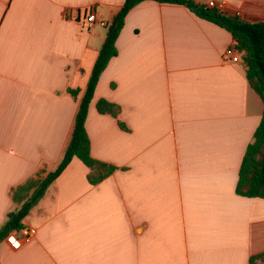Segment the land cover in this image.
<instances>
[{
	"label": "crops",
	"instance_id": "1",
	"mask_svg": "<svg viewBox=\"0 0 264 264\" xmlns=\"http://www.w3.org/2000/svg\"><path fill=\"white\" fill-rule=\"evenodd\" d=\"M194 1L264 21V0ZM123 3L0 0V227L11 190L61 162ZM234 44L185 6L132 8L85 120L90 156L115 171L91 185L73 158L23 219L32 235L0 242V264H248L264 252V199L235 192L263 102L243 60L223 56ZM101 99L116 117L97 111Z\"/></svg>",
	"mask_w": 264,
	"mask_h": 264
},
{
	"label": "trees",
	"instance_id": "2",
	"mask_svg": "<svg viewBox=\"0 0 264 264\" xmlns=\"http://www.w3.org/2000/svg\"><path fill=\"white\" fill-rule=\"evenodd\" d=\"M143 1L147 0H124L122 8L108 24L105 41L93 66L84 95L80 100L72 136L63 158L58 167L45 177L29 178L11 190V198L16 208L7 214L4 224L0 227V242L23 228V219L73 158H77L88 168L87 179L91 185L100 183L115 171L114 166L95 160L90 156L85 120L99 77L109 60L117 54L115 41L124 25L125 16ZM149 1L185 6L200 19L211 22L229 32L235 47L243 53L242 60L245 65L246 80L250 88L262 100L263 112L252 141L248 144L241 161L235 192L237 195L246 198L264 199V21L245 22L238 16H229L215 9H209L194 0ZM67 91L76 98L78 90L68 89ZM96 108L101 114H111L114 117L118 114V109L114 104L102 99L97 102ZM119 126L124 128L121 123ZM248 264H264V252L250 256Z\"/></svg>",
	"mask_w": 264,
	"mask_h": 264
},
{
	"label": "built area",
	"instance_id": "3",
	"mask_svg": "<svg viewBox=\"0 0 264 264\" xmlns=\"http://www.w3.org/2000/svg\"><path fill=\"white\" fill-rule=\"evenodd\" d=\"M205 6L209 9H215L220 13H224L223 12V4L222 3H217L215 1H210L207 4H205ZM85 24L90 27L92 26L95 22H96V18L95 15L92 12H89L88 14H86L85 18H84ZM101 25L103 24L102 22H99ZM224 58L227 61H230L232 63H238L242 60V56L243 53H241L239 50H237V48L235 47V45L229 46L225 52H224ZM20 236H14L11 235L9 236V240L11 241V243L15 246V247H19L21 244V241L23 239L29 238L32 235V230L26 229V228H22L20 231Z\"/></svg>",
	"mask_w": 264,
	"mask_h": 264
}]
</instances>
